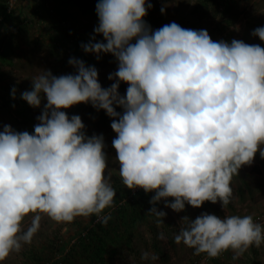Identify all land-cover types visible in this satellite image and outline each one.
Listing matches in <instances>:
<instances>
[{
    "label": "clouds",
    "instance_id": "obj_1",
    "mask_svg": "<svg viewBox=\"0 0 264 264\" xmlns=\"http://www.w3.org/2000/svg\"><path fill=\"white\" fill-rule=\"evenodd\" d=\"M151 7L149 0H98L94 32L104 39L81 46L97 58L116 57L110 86L101 85L94 65L71 57L75 73L41 69L20 93L33 107L46 103L32 132L8 124L0 131V261L32 242L43 215L111 218L105 210L117 192L105 174L104 136H88L82 118L69 117L64 109L74 105L91 103L113 118L119 175L127 188L155 193L148 214L157 224L167 215L156 207L162 200L176 212L209 201L225 209L234 175L257 153L264 157V47L213 40L206 29L175 21L153 30L144 19ZM252 35L264 41V26ZM121 82L128 85L123 95ZM179 225L175 242L209 257L231 249L236 259L264 244V224L252 214L205 212ZM141 258L158 257L145 250Z\"/></svg>",
    "mask_w": 264,
    "mask_h": 264
},
{
    "label": "rangeland",
    "instance_id": "obj_2",
    "mask_svg": "<svg viewBox=\"0 0 264 264\" xmlns=\"http://www.w3.org/2000/svg\"><path fill=\"white\" fill-rule=\"evenodd\" d=\"M64 14L57 12L52 0H21L14 9V16L0 23V41L4 31L7 40H19L23 24H31V48L29 59L16 61L12 71H18L16 80L9 84L0 83V131L5 124L18 131L32 132L41 115L46 99L40 107L26 105L20 93L31 89V79L41 69H50L54 75L75 73L76 69L69 63L71 57L94 65L103 87L110 86L109 73L118 67L116 57L111 53H87L82 43H87L93 36L103 40L102 35L94 32L98 24L96 4L91 0L87 10L81 11L75 2L62 0ZM2 2V1H1ZM0 4V11L7 9V2ZM153 7L148 9L145 21L153 30L175 21L184 28L206 29L213 40L230 42L232 39L256 43L264 47V41L252 32L258 26H264V0H149ZM164 7L165 11L161 12ZM22 9L35 14L24 15ZM33 13V12H32ZM22 15V18L20 16ZM37 14V16H36ZM35 18H32V17ZM28 20V22H26ZM1 22V18H0ZM23 26V25H22ZM6 41V40H4ZM1 42V43H4ZM20 44V41H19ZM2 48V46L0 47ZM16 49L21 48L13 47ZM36 55H35V54ZM1 56V54H0ZM11 75V74H10ZM11 77V76H10ZM11 79V78H8ZM16 88L13 98L11 91ZM128 87L121 82L120 93L123 95ZM2 91L7 95L2 97ZM1 103V102H0ZM69 117L78 114L85 125L88 136L103 134L108 167L105 174L111 172L112 185L116 190L114 204L105 212L110 214L107 224L97 220L95 215L78 216L72 222H56L46 215L42 216L41 227L30 244H25L19 252L11 253L0 264H35L33 258L44 257L46 264L56 260L63 264H192L205 257L206 253L196 254L194 249L177 244L174 235L178 233L182 217L195 219L207 212L224 217L231 214H252L254 220L264 224V157L259 153L250 164L244 165L231 182L233 189L229 205L224 209L221 202H205L195 208L186 204L185 209L176 212L160 201L156 207L167 213L163 224H157V218L149 215L150 203L154 192H145L142 188L129 189L123 184L119 175V163L116 150L112 145L117 135L111 128L112 117L103 109L97 110L91 103H80L64 109ZM120 110L118 112H122ZM170 200L173 198H169ZM94 230V231H93ZM164 234V239L160 234ZM102 243L105 249L101 251ZM155 253L156 260L141 258L143 251ZM231 249L222 252L207 264H264V244L249 247L241 256L234 259Z\"/></svg>",
    "mask_w": 264,
    "mask_h": 264
},
{
    "label": "crops",
    "instance_id": "obj_3",
    "mask_svg": "<svg viewBox=\"0 0 264 264\" xmlns=\"http://www.w3.org/2000/svg\"><path fill=\"white\" fill-rule=\"evenodd\" d=\"M32 12L29 13V11H26L25 9L23 11V9H22L23 16L24 15L28 16V14L33 15V14H35L36 10L34 9ZM36 16H37V14H36ZM24 17H26V16H24ZM20 18H22V15L20 16ZM32 18H35V17L33 16ZM26 22H28V20ZM22 25L20 27L23 28V32H21V34L19 36V40H15V39L13 40V38H12L11 40L9 39V40L4 41V43H1L4 40V36H5L6 32L10 28L9 26L8 27L5 26V28H7L8 30L4 31L2 34V37H1L2 39L0 41V47L2 46V48H0V54L2 56V59L0 61V83L1 84H4V83L9 84L10 80H16V78H19L17 76L18 71H16V70L12 71L11 70V72H10V69H13L10 66L15 64L13 66V67H15L16 61H19V62L20 61H26L27 62V60L29 59L28 58L29 57L28 50H30V48H31V39H29L31 37H30L29 32H30L31 24L26 23V25H24L22 22ZM19 41L21 44V48L23 49L22 51H20V49L13 48V47H19L20 46ZM8 78H11V79H8ZM5 94L6 93L2 91L1 95L3 98H5L7 96ZM0 102H1L0 105H2V102H3L2 98H1Z\"/></svg>",
    "mask_w": 264,
    "mask_h": 264
},
{
    "label": "trees",
    "instance_id": "obj_4",
    "mask_svg": "<svg viewBox=\"0 0 264 264\" xmlns=\"http://www.w3.org/2000/svg\"><path fill=\"white\" fill-rule=\"evenodd\" d=\"M3 1L4 0H0V4L4 3ZM5 1L7 2L8 0H5ZM52 2L54 3L57 12L60 13L61 15L64 14L65 11H63V9L60 8L62 6L65 7L64 2L62 0H52ZM68 2H75V4H77L79 6L81 11L83 10V12H84V10H87V8L89 7L88 4H90L91 0H68ZM66 3H67V0H66ZM0 18H1V22L0 23L3 24V22H6V21H8L11 18L14 20V19H18L19 17L18 16H14L13 12H8V10L5 8V11H3V13H1V11H0ZM24 25H26V24H24ZM21 30L23 32V29H21ZM4 40H7L6 36H4ZM1 59H2V56L0 57V61H1ZM24 102L26 103V105L28 104L26 101H24ZM120 110H123V109L117 107V111H120ZM104 249H105V244L102 243L101 251H103ZM33 259L35 261V264H46V261L44 260V257L36 256ZM51 264H63V263L58 261V260H56L54 263H51Z\"/></svg>",
    "mask_w": 264,
    "mask_h": 264
},
{
    "label": "built area",
    "instance_id": "obj_5",
    "mask_svg": "<svg viewBox=\"0 0 264 264\" xmlns=\"http://www.w3.org/2000/svg\"><path fill=\"white\" fill-rule=\"evenodd\" d=\"M19 1H21V0H8L7 1V10H8V12H13L14 13V9H15V7H16V5H17V3ZM212 258H216V257H209V256L206 255L205 257H202L201 259L196 260L192 264H207V263H209L212 260Z\"/></svg>",
    "mask_w": 264,
    "mask_h": 264
}]
</instances>
